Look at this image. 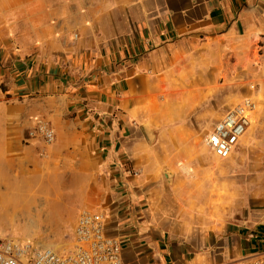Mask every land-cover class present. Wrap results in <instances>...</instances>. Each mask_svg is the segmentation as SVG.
Wrapping results in <instances>:
<instances>
[{
    "label": "crops",
    "instance_id": "0c3cea01",
    "mask_svg": "<svg viewBox=\"0 0 264 264\" xmlns=\"http://www.w3.org/2000/svg\"><path fill=\"white\" fill-rule=\"evenodd\" d=\"M0 24V212L50 202L63 224L100 211L123 264H220L264 250V207L215 244L190 238L158 206L147 179L161 177L131 162L142 150L135 91L191 40H260L264 0H0ZM35 105L52 110L47 148L23 143Z\"/></svg>",
    "mask_w": 264,
    "mask_h": 264
},
{
    "label": "rangeland",
    "instance_id": "374dc122",
    "mask_svg": "<svg viewBox=\"0 0 264 264\" xmlns=\"http://www.w3.org/2000/svg\"><path fill=\"white\" fill-rule=\"evenodd\" d=\"M259 43L239 36L191 40L175 47L135 91L132 122L142 150L131 162L148 177H161L147 179L158 206L168 213L176 231L190 238L204 234L215 244L222 231L238 228L249 211L264 207V74L259 67ZM246 97L255 104L250 115L254 122L230 157L218 159L205 146L204 137ZM49 106L46 110L34 106L23 138L36 119L54 129L47 115L52 111ZM90 191L92 202L96 188ZM77 198L83 199L84 193L79 190ZM75 219L52 223L56 219L50 202L30 212H0V235L68 250Z\"/></svg>",
    "mask_w": 264,
    "mask_h": 264
},
{
    "label": "built area",
    "instance_id": "2783aa9c",
    "mask_svg": "<svg viewBox=\"0 0 264 264\" xmlns=\"http://www.w3.org/2000/svg\"><path fill=\"white\" fill-rule=\"evenodd\" d=\"M259 42V67L264 74V33ZM254 109L253 100L246 97L215 122L204 137L205 146L214 156L230 157L246 132ZM54 139V129L43 119H36L23 138L26 144L39 143L43 147L51 145ZM121 250L120 240L106 232V215L90 209L77 215L68 250L0 235V264H123ZM221 264H264V250Z\"/></svg>",
    "mask_w": 264,
    "mask_h": 264
},
{
    "label": "bare ground",
    "instance_id": "6f19581e",
    "mask_svg": "<svg viewBox=\"0 0 264 264\" xmlns=\"http://www.w3.org/2000/svg\"><path fill=\"white\" fill-rule=\"evenodd\" d=\"M252 122H254V117H250V123H252ZM218 159H220V158H218ZM221 160H224V159H221Z\"/></svg>",
    "mask_w": 264,
    "mask_h": 264
}]
</instances>
